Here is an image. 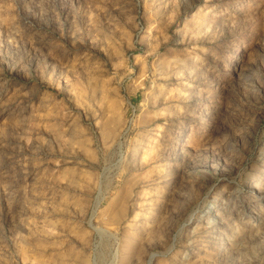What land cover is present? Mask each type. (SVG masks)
<instances>
[{
    "label": "rangeland",
    "instance_id": "obj_1",
    "mask_svg": "<svg viewBox=\"0 0 264 264\" xmlns=\"http://www.w3.org/2000/svg\"><path fill=\"white\" fill-rule=\"evenodd\" d=\"M0 264H264V0H0Z\"/></svg>",
    "mask_w": 264,
    "mask_h": 264
},
{
    "label": "bare ground",
    "instance_id": "obj_2",
    "mask_svg": "<svg viewBox=\"0 0 264 264\" xmlns=\"http://www.w3.org/2000/svg\"><path fill=\"white\" fill-rule=\"evenodd\" d=\"M226 9H227V7H226ZM226 9H225V8H224V9H220V12H221V11L223 12V11H225ZM227 10H228V9H227Z\"/></svg>",
    "mask_w": 264,
    "mask_h": 264
}]
</instances>
